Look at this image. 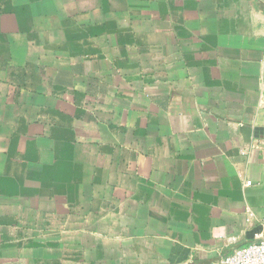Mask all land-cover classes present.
<instances>
[{
    "label": "crops",
    "instance_id": "crops-1",
    "mask_svg": "<svg viewBox=\"0 0 264 264\" xmlns=\"http://www.w3.org/2000/svg\"><path fill=\"white\" fill-rule=\"evenodd\" d=\"M260 238L264 0H0V264Z\"/></svg>",
    "mask_w": 264,
    "mask_h": 264
},
{
    "label": "built area",
    "instance_id": "built-area-1",
    "mask_svg": "<svg viewBox=\"0 0 264 264\" xmlns=\"http://www.w3.org/2000/svg\"><path fill=\"white\" fill-rule=\"evenodd\" d=\"M254 149L260 146L256 141L252 143ZM251 186L252 182H247ZM220 264H264V238H260L248 246L237 248L231 253L221 257Z\"/></svg>",
    "mask_w": 264,
    "mask_h": 264
}]
</instances>
